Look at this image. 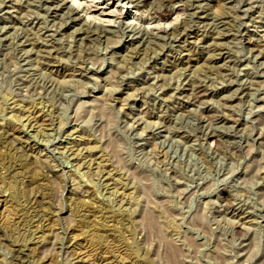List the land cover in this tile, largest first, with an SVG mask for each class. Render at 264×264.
Instances as JSON below:
<instances>
[{
    "label": "rangeland",
    "instance_id": "obj_1",
    "mask_svg": "<svg viewBox=\"0 0 264 264\" xmlns=\"http://www.w3.org/2000/svg\"><path fill=\"white\" fill-rule=\"evenodd\" d=\"M109 1L0 0V264H264V0Z\"/></svg>",
    "mask_w": 264,
    "mask_h": 264
},
{
    "label": "bare ground",
    "instance_id": "obj_2",
    "mask_svg": "<svg viewBox=\"0 0 264 264\" xmlns=\"http://www.w3.org/2000/svg\"><path fill=\"white\" fill-rule=\"evenodd\" d=\"M64 1H65V0H64ZM139 1H140V0H139ZM175 1H176V0H175ZM78 2H79V1H78ZM76 3H77V2H75L74 4H76ZM85 3H86V2H85ZM92 3L95 4V5H94V6H95V9L101 11V13H102L103 15H105V16H110V15H112V12H113L114 14L116 13V9L114 10L115 12L112 11V8L115 7V3H114V2H111V1H109V0H108V1H107V0H105V1H103V0H102V1H100V0H95V1L91 0V4H92ZM129 3H130V2H129ZM91 4H90V7H92ZM119 4L122 6V2L119 3ZM119 4H116V5H119ZM123 4H127V3H123ZM76 5H78V6H76L78 11H79L80 9H82V8H80V6H81L80 3H77ZM88 5H89V3H88ZM63 6H64V5H63ZM125 6H126V5H125ZM76 7H75V8H76ZM81 7H82V6H81ZM88 7H89V6H88ZM173 7H174V6H173ZM79 8H80V9H79ZM115 8H116V7H115ZM92 9H93V8H92ZM92 9L90 8V10H92ZM95 9H94V10H95ZM122 9H123V8H122ZM124 9H125V7H124ZM177 9H178V7H177ZM73 10H74V9H73ZM75 10H76V9H75ZM81 11H82V10H81ZM92 11H93V10H92ZM74 12H75V11H74ZM122 12H123V11H122ZM125 12H126V11H125ZM117 13H118V12H117ZM117 13H116V14H117ZM119 14H120V12H119ZM163 14H164V13H163ZM164 15H165V14H164ZM164 15H163V17H164ZM98 16H99V15H98ZM118 16H120V15H118ZM115 17H116V16H115ZM115 17H114V18H115ZM120 17H121V16H120ZM123 17H124V18H125V17L128 18V17H129V14H128V13H127V14L125 13V14L123 15ZM135 17H136V16H135ZM135 17H134V18H135ZM112 18H113V17H112ZM112 18L109 17V19H110L111 22H110L109 20H107V21H109V23H114V22L112 21ZM114 18H113V20H114ZM117 18H118V17H117ZM131 18H132V17H131ZM134 18H133V19H134ZM158 18H159V17H158ZM160 18H161V17H160ZM126 20H127V19H126ZM159 20H160V19H159ZM161 20H162V19H161ZM173 20H175V19H173ZM177 20H178V19H177ZM177 20H176V22H177ZM102 21H104V20L102 19ZM102 21L99 20L100 23H104V22H102ZM107 21H106V22H107ZM114 21H115V20H114ZM116 21H118V20H116ZM168 21H169V19H168ZM168 21H167V22H168ZM106 22H105V23H106ZM121 22H122V20H121ZM129 22H130V21H129ZM157 22H158V20H157ZM171 22H172V21H171ZM160 23H163V22H160ZM160 23L158 22L157 24H159V25L155 26L156 29H157V30H156V33H157L158 30L161 29V25H162V24H160ZM174 23H175V21H174ZM174 23H173V24H174ZM177 23H178V22H177ZM151 24H154V23H151ZM170 24H171V23H170ZM173 24H172V25H173ZM103 25H104V24H103ZM166 25H167V24L165 23L164 26H166ZM168 25H169V23H168ZM174 25H175V24H174ZM162 26H163V25H162ZM170 27H173V26H170ZM175 27H176V26H175ZM175 27H173V28H175ZM180 27H181V26H180ZM151 28L153 29L154 27H151ZM162 28H163V27H162ZM165 28H166V27H165ZM177 28H179V27H177ZM166 29H167V28H166ZM167 30H168V29H167ZM177 30H178V29H177ZM153 31H155V30H153ZM160 31H162V29H161ZM169 31H170V30H169ZM158 32H159V31H158ZM166 32H167V31H166ZM154 33H155V32H154ZM158 34H159V33H158ZM87 35H88V34H87ZM88 37L90 38V35H89ZM86 39H87V38H86ZM139 40H140V39H139ZM220 50H221V49H220ZM219 54H220V53H219ZM39 121H40V120H39ZM8 131H9V130H8ZM12 132H13V131H12ZM12 132H11V133H12ZM13 134H14V132H13ZM6 135H7V134H6ZM15 135H16V134H15ZM13 136H14V135H13ZM16 136H17V135H16ZM16 136H14V137H16ZM6 137H7V136H6ZM17 137H18V136H17ZM17 137H16V138H17ZM79 137H80V136H79ZM13 139L15 140V138H13ZM17 139H18V138H17ZM17 139H16V140H17ZM18 140H19V139H18ZM18 140H17V141H18ZM85 140H86V139H85ZM21 141H22V140H21ZM18 142H20V140H19ZM82 144H83V143H82ZM88 147H89V146H88ZM89 148H90V147H89ZM93 148H94V147H93ZM93 148H91V149L89 150V151H90V154H91V152H94V151H95V149H93ZM81 153H82V152H81ZM84 154H85V153H84ZM99 154H100V153H99ZM93 157H94V155H93ZM93 157H92V158H93ZM90 160H91V158H90ZM95 162H96V161H95ZM90 164H91V163H90ZM95 165H99V164H95ZM105 166H106V165H105ZM102 169H103V168H102Z\"/></svg>",
    "mask_w": 264,
    "mask_h": 264
}]
</instances>
